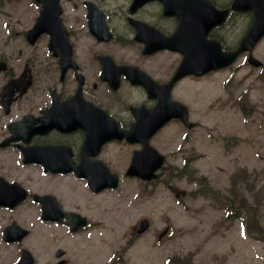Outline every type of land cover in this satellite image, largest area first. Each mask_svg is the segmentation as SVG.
I'll return each instance as SVG.
<instances>
[{"label": "rangeland", "instance_id": "obj_1", "mask_svg": "<svg viewBox=\"0 0 264 264\" xmlns=\"http://www.w3.org/2000/svg\"><path fill=\"white\" fill-rule=\"evenodd\" d=\"M125 2L121 0V4ZM125 11L119 8V20ZM247 20L244 17L241 26L234 22L223 30L227 44L240 36ZM164 25L169 27V20ZM9 30L14 34L16 27L6 29L0 24V40H5ZM77 40L90 39L80 34ZM254 54L264 61V40ZM164 60L173 63L174 57L165 56ZM245 62L242 57L232 68L205 79L188 78L183 88L175 90L174 97L190 106V118L197 127L188 130L174 123L158 136V145L168 156L161 179L145 186L122 173L117 191L103 193L99 199L92 194L81 198L82 211L93 220L85 233L86 244L118 252L114 264H165L167 260L177 264L179 257L195 264H264V241L250 234L247 237L245 214L237 219L245 208L239 203L231 209L228 202L237 190L248 207L256 206L264 227V65L257 69ZM242 95L247 102L245 110L239 101ZM182 174L185 177L181 178ZM164 182L178 185L188 195L177 200ZM62 185L75 196V188ZM200 190L210 194L200 195ZM30 215L32 209L24 207L21 216L27 219ZM142 217H148L152 227L123 246L130 228ZM165 226H171V232L158 243ZM45 239L40 240L39 248L29 241L23 243L36 256L38 253L40 264L54 262V248L60 246ZM14 256V247L5 249V257L0 247V264H13Z\"/></svg>", "mask_w": 264, "mask_h": 264}, {"label": "flooded vegetation", "instance_id": "obj_2", "mask_svg": "<svg viewBox=\"0 0 264 264\" xmlns=\"http://www.w3.org/2000/svg\"><path fill=\"white\" fill-rule=\"evenodd\" d=\"M32 3H35L31 6L33 24L42 7L34 0ZM139 16L159 26L154 22V20L158 21V15L154 16L153 20H147L146 14L141 13ZM56 25L54 18L46 19L42 25L45 31L37 40H28L27 33H23V36L17 37L16 40H0V68H3L0 71V123H4L7 129L15 121L19 123L18 127L22 132L16 131V135L28 139L31 147L68 144L72 147L76 159L85 135L82 131L65 133L59 127L61 106L58 103L69 98L68 91L72 88L68 76L74 78L75 73L74 70H68L67 75V69L64 71L60 61L59 47L49 40L51 37L49 33L56 32ZM17 34L21 32L17 31ZM100 54L91 52L74 54L79 71L85 75L86 80L89 75L97 74L101 70ZM151 61L148 57L139 56L138 60L132 63L146 69ZM14 78H16V89L9 85L10 80ZM122 83L129 91L123 99L112 102L96 100V104L112 112L122 124L128 125L133 119L130 104H146L147 101H144L141 93L124 77ZM92 87L95 93H101L103 87L109 91L108 84L102 82L100 78L99 81L92 83ZM4 135H6L5 129L0 128V138ZM11 145L16 149V157L21 164L16 162V159L11 164L0 163V175L9 182L18 183L27 189L30 198L33 194L32 190L39 194L51 193L50 188L58 176L47 172L45 167L46 163L54 160L43 156L35 158L32 164H24L22 152L15 147V144ZM41 174L48 179L47 182H41L43 179ZM1 209L11 213L16 211V207ZM14 218L16 221V214ZM30 219V228L34 236L36 231L43 228L47 222L40 217V212L31 215ZM73 255L74 250L70 248L68 256Z\"/></svg>", "mask_w": 264, "mask_h": 264}, {"label": "water", "instance_id": "obj_3", "mask_svg": "<svg viewBox=\"0 0 264 264\" xmlns=\"http://www.w3.org/2000/svg\"><path fill=\"white\" fill-rule=\"evenodd\" d=\"M164 2L168 14H177L181 18V25L174 37L166 39L172 40L170 41L171 44H164L162 47L179 49L186 55L173 81L169 84V89L174 81L186 74L201 75L230 64L241 51L252 49L264 33V8L261 6L255 10L254 24L240 48L236 52L223 53L219 44L206 41L208 40L209 29L219 21L213 20L208 13L207 0H190L191 8L184 7L186 2L181 5H177L173 0H164ZM242 8L247 9L248 7L243 6ZM249 61L254 65H260V62L253 57H250ZM167 96H169L168 93ZM157 107L158 113L153 114L149 120L143 118L137 125L142 128L139 132L145 134L142 139L145 143L160 126L172 117L181 118L188 127L194 126V123L188 120V110L184 105L171 99L170 101L162 99L161 102H158ZM131 141L135 140L131 138ZM151 151L153 152L151 148L146 147L140 158L134 161L133 170L129 172L130 174H138L147 179L154 176V170L160 166V162L153 159ZM102 170L82 173V175L89 177L91 185L96 190H100L105 186H114L116 183V180L113 179L110 184L106 185L105 169ZM147 227L148 224L143 221L140 231H144ZM19 264H32V257L28 251H24Z\"/></svg>", "mask_w": 264, "mask_h": 264}]
</instances>
